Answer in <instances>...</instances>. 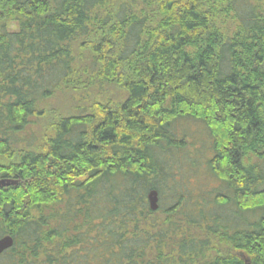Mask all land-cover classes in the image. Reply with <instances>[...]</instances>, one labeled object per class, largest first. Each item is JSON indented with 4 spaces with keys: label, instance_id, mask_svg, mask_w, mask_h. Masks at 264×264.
Instances as JSON below:
<instances>
[{
    "label": "trees",
    "instance_id": "trees-1",
    "mask_svg": "<svg viewBox=\"0 0 264 264\" xmlns=\"http://www.w3.org/2000/svg\"><path fill=\"white\" fill-rule=\"evenodd\" d=\"M0 180V264H264V0H0Z\"/></svg>",
    "mask_w": 264,
    "mask_h": 264
},
{
    "label": "rangeland",
    "instance_id": "rangeland-1",
    "mask_svg": "<svg viewBox=\"0 0 264 264\" xmlns=\"http://www.w3.org/2000/svg\"><path fill=\"white\" fill-rule=\"evenodd\" d=\"M102 92L103 94H106V97L112 98L115 101L118 99L121 101L123 99V92L115 86H105L101 93ZM67 95L70 94L63 91L57 92L51 99L48 100V108L52 109V111L56 113L57 109H59L61 106L71 107L72 101H70ZM92 96L93 95L90 91H88V93L86 94H84V92L75 93L73 95V102L77 104L78 97H88L89 99H93L94 97ZM47 120H43L41 125H38L36 127L34 126L30 128V130H27V134H30L31 132L37 134V131L42 130L46 126ZM177 125L180 128H184L186 130V134L191 139L190 141L192 142V145L184 148L181 153H176V157H179L181 161L184 162V166H186V163L188 162H196V167L194 169L196 170V172H188L190 176H192V178L183 177L182 183L184 188L189 193H191L193 196H197L201 191V188L199 187L200 185H204L205 188L211 190L219 183V181L217 180H211L207 178L208 176L202 169L204 168V165H201L205 158V153L208 152L210 141L209 135L207 134V130L205 129L204 125L195 120H179L177 121ZM37 140L38 139L36 138L35 142ZM181 173L185 174L186 172L182 171Z\"/></svg>",
    "mask_w": 264,
    "mask_h": 264
},
{
    "label": "water",
    "instance_id": "water-1",
    "mask_svg": "<svg viewBox=\"0 0 264 264\" xmlns=\"http://www.w3.org/2000/svg\"><path fill=\"white\" fill-rule=\"evenodd\" d=\"M6 184L7 182L5 183L3 180H0V185H6ZM146 198L149 209L156 210L158 208L157 192L155 190L148 191ZM12 244H13V238L10 235L6 234L0 236V254L5 250L9 249L12 246Z\"/></svg>",
    "mask_w": 264,
    "mask_h": 264
}]
</instances>
